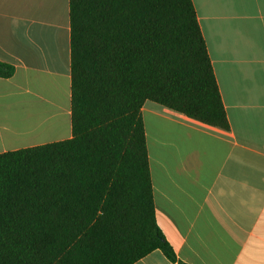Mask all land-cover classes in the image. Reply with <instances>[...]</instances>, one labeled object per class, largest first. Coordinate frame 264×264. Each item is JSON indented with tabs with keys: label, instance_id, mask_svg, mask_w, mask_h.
I'll list each match as a JSON object with an SVG mask.
<instances>
[{
	"label": "trees",
	"instance_id": "trees-1",
	"mask_svg": "<svg viewBox=\"0 0 264 264\" xmlns=\"http://www.w3.org/2000/svg\"><path fill=\"white\" fill-rule=\"evenodd\" d=\"M70 21L73 137L0 154V264L176 263L141 112L230 129L194 1L70 0Z\"/></svg>",
	"mask_w": 264,
	"mask_h": 264
},
{
	"label": "crops",
	"instance_id": "crops-1",
	"mask_svg": "<svg viewBox=\"0 0 264 264\" xmlns=\"http://www.w3.org/2000/svg\"><path fill=\"white\" fill-rule=\"evenodd\" d=\"M230 123L142 108L156 219L177 262L264 264V0H193ZM0 154L70 140V0H0Z\"/></svg>",
	"mask_w": 264,
	"mask_h": 264
},
{
	"label": "bare ground",
	"instance_id": "bare-ground-1",
	"mask_svg": "<svg viewBox=\"0 0 264 264\" xmlns=\"http://www.w3.org/2000/svg\"><path fill=\"white\" fill-rule=\"evenodd\" d=\"M72 94V93H71Z\"/></svg>",
	"mask_w": 264,
	"mask_h": 264
}]
</instances>
